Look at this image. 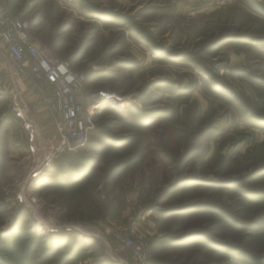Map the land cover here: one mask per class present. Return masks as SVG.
<instances>
[{
	"label": "rangeland",
	"instance_id": "rangeland-1",
	"mask_svg": "<svg viewBox=\"0 0 264 264\" xmlns=\"http://www.w3.org/2000/svg\"><path fill=\"white\" fill-rule=\"evenodd\" d=\"M6 1L40 45L87 76L86 96L128 101L121 112H96L85 145L36 176L44 152L27 155L18 123L6 122L0 231L21 239L0 244V264L17 253L20 264H262L245 253L264 258V0H138L105 8L99 24L55 0L37 13ZM157 46L188 60L168 61ZM0 60L8 80L12 61L1 49ZM136 108L150 119L144 127L128 122ZM81 166L87 177L65 176ZM184 179L192 182L175 187Z\"/></svg>",
	"mask_w": 264,
	"mask_h": 264
},
{
	"label": "built area",
	"instance_id": "built-area-1",
	"mask_svg": "<svg viewBox=\"0 0 264 264\" xmlns=\"http://www.w3.org/2000/svg\"><path fill=\"white\" fill-rule=\"evenodd\" d=\"M7 5L6 0H0V49L11 59L12 65L1 92L8 95L9 111L26 133L29 155L34 157L39 150L44 152L40 168L32 172L36 176L61 153L73 152L85 145L91 118L96 112L103 109L121 112L128 100L110 92L86 96L85 74L73 71L69 61L56 58L41 46L29 33L28 19L22 14H11ZM27 80L33 83L32 88L43 86L51 91L55 114L48 142L42 141L28 116L24 94L32 89L27 88ZM49 143L52 146L48 147Z\"/></svg>",
	"mask_w": 264,
	"mask_h": 264
},
{
	"label": "crops",
	"instance_id": "crops-1",
	"mask_svg": "<svg viewBox=\"0 0 264 264\" xmlns=\"http://www.w3.org/2000/svg\"><path fill=\"white\" fill-rule=\"evenodd\" d=\"M54 0H9V4L13 5L16 9H18V13L22 11L26 13H37L41 12L42 7L48 4H51ZM59 3L64 4L69 11L74 12V10L78 11L80 14L77 17L80 21L83 19H90L91 21H95L98 24L100 21H103L107 18L106 15H97L92 14L87 8L85 3H91L92 5L95 4L100 8H121L126 9L130 6H133L138 2V0H82L83 4L78 0H55ZM90 1V2H89ZM116 9L113 11L115 12ZM112 12V11H111ZM113 13V12H112ZM112 13L111 16L113 15ZM99 16V17H98ZM98 19V20H96ZM62 38V37H60ZM58 38V39H60ZM7 68L6 65L0 60V137L1 134L4 133L6 129V122L9 120H13L18 123L19 132L21 134V144L24 146L25 153L28 155L27 152V137L26 133L21 127L19 120H16L12 115L8 116V112L6 111V99L8 98L6 94H2L1 86L4 83H7ZM27 88H31L32 91L27 92L24 94V100L26 102L28 108V116L33 120L34 124L36 125L37 133L41 132H51L52 128V115L55 114V107L51 101L52 94L49 89L44 88L43 86H35L33 87V83L29 80L25 81ZM41 128V129H40ZM39 135V133H38ZM47 135V134H46ZM49 138V137H48Z\"/></svg>",
	"mask_w": 264,
	"mask_h": 264
},
{
	"label": "trees",
	"instance_id": "trees-1",
	"mask_svg": "<svg viewBox=\"0 0 264 264\" xmlns=\"http://www.w3.org/2000/svg\"><path fill=\"white\" fill-rule=\"evenodd\" d=\"M79 2H81L82 4L84 3V2H82V0H78ZM86 5H87V8H89V10H90V12L92 13V14H97V15H99V16H101L102 14H104V12H107V11H109V10H106L105 8H103L102 10L101 9H97L96 7L95 8H91V7H93V6H89L90 4H88V3H85ZM227 36H222L220 39L221 40H223V39H228V38H226ZM227 41V40H226ZM210 42V41H209ZM208 42V43H209ZM42 46V45H41ZM215 47H217V44H216V41L214 42V43H211V44H209V46L207 45V49L208 48H215ZM163 48L162 47H160V46H157V50H159L158 51V53H160V52H162L161 54L162 55H165V57L168 59V61H171V60H173V59H175L176 61H178L179 59H181L180 61H182V60H188V57L186 56V54H180L179 56H176L177 54H171V53H169V52H165L164 50H162ZM152 51H154L153 49H150V52H152ZM202 51V50H201ZM50 52V51H49ZM51 53V52H50ZM157 53V52H156ZM195 55H198V54H195ZM86 81H87V76H86ZM133 108V106L132 105H130V104H127V107H126V109H132ZM110 111H112V110H110ZM135 111H136V115H134V116H132V118H129V123H131V124H134L135 122H136V119L137 118H140L141 119V123L140 124H142V126L144 127V126H146L145 125V123H149V120L148 119H146V121H145V118H144V115L142 114L143 112H142V110H140L139 108H136L135 109ZM112 112H114V111H112ZM118 114V113H117ZM141 114V115H140ZM156 116V115H155ZM122 118H124V119H127V116H126V114L124 115V116H121ZM210 130V126H207V127H205L204 126V128H201L200 130H199V132L197 133V134H195L193 137H192V139H191V142H190V146H189V148H188V150L186 151L187 153L185 154V160L187 161V160H189L191 157H192V155H193V152H192V150L191 149H193V148H196V144L197 143H199L201 140H202V138L208 133V131ZM73 153V152H72ZM67 154H71V152H67ZM184 160V161H185ZM54 167H56V166H54ZM79 169V170H78ZM91 169V168H90ZM90 169H88V167L87 166H81V167H78L77 169H73V171H74V173H68V174H66L65 176L67 177H73L74 179H81V178H83L82 176H85V177H87L88 176V174H90L91 173V170ZM52 180H50L49 181V179H47L48 180V183L50 184V185H52V186H54V185H58V179H53V178H51ZM65 179L66 178H62V181H61V185H63L64 186V188H68V189H71V188H69V186H68V184H67V182H65ZM191 180V179H190ZM194 181H196V182H198V183H200L199 185H203L202 183L204 182V181H202V180H194ZM189 182H192V181H187L186 179H184V180H179V182H176V184H175V187L177 186V185H184L185 183H189ZM191 184V183H190ZM189 185V184H188ZM218 186H219V184H216V183H214V184H212L211 183V185H210V187H214V188H218ZM195 207H197V206H195ZM183 210H185V209H183V208H180V209H171V210H169L168 212H166V213H169V214H174V213H180L181 211H183ZM165 213V212H164ZM165 213V214H166ZM24 232V231H23ZM25 235L26 236H24L25 238H27L28 237V235H29V233H28V230H25ZM51 237V238H50ZM49 237V240L47 241V245L50 247V251H51V253H53L54 252V250L55 249H57L55 246H54V243H53V241L52 240H54L53 238L54 237H52V236H50ZM184 237H186V236H184ZM183 237V238H184ZM199 237H202V236H200L199 235ZM189 238H191V239H194V238H196V237H194V236H189ZM19 240V239H21V233H19L18 234V230L16 231V232H14V233H7V234H4V233H2L1 231H0V244L1 245H3V243H7V242H9L8 244H10V242H11V240ZM22 240H24V239H22ZM32 240H33V242L35 243V237H33L32 238ZM15 242H17V241H15ZM188 242H191V240H186V241H184V245H186V247H187V245H190V243H188ZM40 243H42V242H40ZM46 243V242H45ZM180 243H182V241H180ZM4 247H5V245H3ZM180 246H183V245H180ZM63 249V247H60L59 249H58V251H61ZM63 253V252H62ZM68 253V252H67ZM14 255H16V256H13V259H14V261L13 262H11V263H6V264H15V261H17L16 262V264H20L19 262H18V258H20L21 257V255H18V253L17 254H14ZM245 255L250 259V260H253V261H255L256 263L257 262H260L261 261V263L262 264H264V258H262L261 257V259L260 258H256V257H251V256H249V254H247V253H245ZM28 256H26V258H27ZM1 260V259H0ZM1 262V261H0Z\"/></svg>",
	"mask_w": 264,
	"mask_h": 264
},
{
	"label": "bare ground",
	"instance_id": "bare-ground-1",
	"mask_svg": "<svg viewBox=\"0 0 264 264\" xmlns=\"http://www.w3.org/2000/svg\"><path fill=\"white\" fill-rule=\"evenodd\" d=\"M47 170V169H46ZM34 183V182H33Z\"/></svg>",
	"mask_w": 264,
	"mask_h": 264
}]
</instances>
